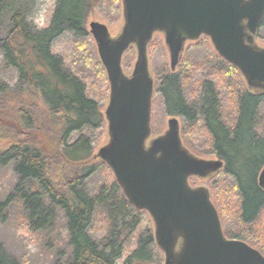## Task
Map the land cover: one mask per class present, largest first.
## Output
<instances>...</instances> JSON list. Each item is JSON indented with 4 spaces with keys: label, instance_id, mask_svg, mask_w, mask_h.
I'll use <instances>...</instances> for the list:
<instances>
[{
    "label": "trees",
    "instance_id": "obj_1",
    "mask_svg": "<svg viewBox=\"0 0 264 264\" xmlns=\"http://www.w3.org/2000/svg\"><path fill=\"white\" fill-rule=\"evenodd\" d=\"M21 1L0 0V50L18 74L16 95L0 83V165L14 164L18 175L14 194L0 202V219L18 196L31 214L26 220L31 231L45 229L56 222L57 214L63 215L73 248L72 264H150L154 255L162 260L152 229L141 228L147 212L129 202L105 162L97 157L100 163L91 164L106 121L104 100L93 87L92 75L97 69L107 88L108 77L87 19L103 0H57L51 22L41 29L28 24ZM263 30L264 17L257 38L264 37ZM68 36L73 37V50L60 52L57 43ZM201 39L207 41L217 63L205 69L189 60L183 65V55L178 70L166 65L159 70L155 92L162 97L166 115L184 118V145L200 155L195 140L205 137L207 155L224 161V168L209 180L226 236L244 240L264 255V226H260L264 189L259 185L264 135L258 128L264 90L250 88L241 72L219 56L211 40ZM156 44L153 40L148 49ZM197 77L201 79L194 80ZM189 80L197 85L186 94ZM225 97L233 107L229 118L224 117ZM50 146L61 150L52 152ZM102 164L111 178L88 192L86 183ZM217 188L223 189L226 203H221ZM100 208L106 210L109 222L103 242H98L94 230ZM232 218L236 226L229 224ZM132 243L135 246L126 253ZM0 264L20 263L0 245Z\"/></svg>",
    "mask_w": 264,
    "mask_h": 264
},
{
    "label": "water",
    "instance_id": "obj_2",
    "mask_svg": "<svg viewBox=\"0 0 264 264\" xmlns=\"http://www.w3.org/2000/svg\"><path fill=\"white\" fill-rule=\"evenodd\" d=\"M122 5L124 24L117 36L102 22L89 24L110 84L109 140L96 157L112 169L129 202L150 215L165 264H264L257 248L226 236L210 189L190 183L210 179L224 161L192 153L177 116L164 133L153 135L155 82L148 54L162 34L176 71L187 44L207 36L250 88L264 90V47L256 42L264 0H122ZM131 47L137 60L128 75L123 58ZM259 185L264 189V167Z\"/></svg>",
    "mask_w": 264,
    "mask_h": 264
},
{
    "label": "rangeland",
    "instance_id": "obj_3",
    "mask_svg": "<svg viewBox=\"0 0 264 264\" xmlns=\"http://www.w3.org/2000/svg\"><path fill=\"white\" fill-rule=\"evenodd\" d=\"M56 2L57 0H22L19 6L23 14L26 16L28 24L33 28L41 29L47 27L51 22ZM92 21H99L106 24L109 27L111 35L113 37L117 36L124 24L122 0H103L100 5H97L90 12L87 19L88 30H90L89 24ZM262 33L264 35V30L262 31ZM68 37L59 40L56 46L57 50H59L60 52H66V50L69 49L73 50L74 47L71 48L73 37ZM91 37L93 38L92 35ZM202 39L200 41L198 40L187 44L184 54L186 56V62H184L183 65H185L189 60L192 62L203 64L205 66L203 69H205L209 68L212 64L217 63V61H215L210 55L209 44H207V41ZM93 42L96 48L97 57L100 60L94 38ZM154 42L157 44L151 47L150 50L148 49V54L150 61V70L155 82L157 78L156 74L159 72V70L165 68L164 65L168 66V68L171 69V59L168 48L165 44L164 36L162 34H157L154 38ZM256 42L259 46L264 47V37H258ZM82 48L84 47L81 46V49ZM93 55L95 57L94 53ZM89 58L92 59V56ZM136 60L137 51L136 48H132L129 52L126 53L123 58V68L126 74H131L134 69ZM79 65H83L82 61L79 62ZM94 69L95 68H92L90 72L92 73ZM97 72L98 70L95 69L92 75V78L95 81V85H93V87L95 88L97 95L103 97V113L105 117V110L107 108L110 96V84L109 80L107 79V88L104 80L101 81L99 78L101 75H97ZM197 79H201V77H197L196 79L194 78V80ZM193 81L189 80V82L185 85L184 89L186 94H190L194 87H196L197 84ZM0 83L6 84L12 91H14L12 93L16 95L18 74L14 68L8 65L2 50H0ZM192 97H194V95H192ZM229 100L227 99V97H225L223 101L225 118H229V115L232 112L233 108L230 107L232 106V104H230ZM170 117L171 116L165 114L162 97L159 96L157 92H154L151 118L153 135L162 134L168 129V120L170 119ZM177 117L179 118L182 127L185 124L184 118L180 116ZM259 119L260 124L258 128L260 130V133L264 135V105H262L261 107ZM100 135L101 136L99 138L93 156H95L98 153L99 149L107 144L109 140L107 121L104 122V129ZM204 141L205 137H203V139L199 141L195 140L197 149H199L200 153H202L200 155H196L206 159H216V156L207 155L208 153L206 152H208L210 149L207 144H204ZM50 147L54 149L52 150V152H60L59 150H61L60 148H54L53 146ZM93 156L91 159V164L100 163V160L97 157L95 158ZM110 178L111 174L109 172V169L103 164L101 166H98V172L96 176L88 180L86 183L87 191L91 193L95 192L100 186L109 181ZM190 183L194 187L207 186L209 189H211L212 181H210L209 179L193 178L191 179ZM17 184L18 175L15 171V165H0V202H6L8 198L12 194H14ZM217 189L221 194V203H226L227 196L226 194L221 192L223 191V189ZM24 203L25 201L23 200L22 202L21 200H18L17 196L16 203L11 204L0 219V245L3 247L5 252L14 257V259H16L20 264H72L73 248L70 244V237L64 229L66 221L63 218V215L61 213L57 214L58 217L56 222L47 224L45 229H37L36 231H31L28 226V222H26L27 217H30L31 214L25 207ZM47 205H49V202H47ZM232 205L233 206H230L232 207L230 208L231 212L234 209V204L232 203ZM58 212L59 210L57 211V213ZM143 218L144 219L142 221L141 228H143L144 230L146 226H149L155 234L154 223L150 215L146 213ZM106 219V210L104 208H100L94 227L98 242L104 241V230L105 227L109 225L108 219ZM34 221H36V219H34ZM263 222L264 216L263 221L261 220L260 226H264ZM229 224L236 226L235 219L232 218V222L230 221ZM231 225H228L227 228L231 232H234L231 230ZM134 246L135 243L134 245L133 243L129 245L126 253L131 251V248H133ZM150 264H165L164 255L162 256V260L158 259L154 255V259L152 262H150Z\"/></svg>",
    "mask_w": 264,
    "mask_h": 264
}]
</instances>
